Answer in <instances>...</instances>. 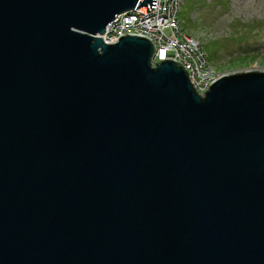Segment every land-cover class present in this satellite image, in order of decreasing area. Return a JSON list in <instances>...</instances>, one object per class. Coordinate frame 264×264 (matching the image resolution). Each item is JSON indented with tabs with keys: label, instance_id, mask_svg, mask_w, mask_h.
Returning <instances> with one entry per match:
<instances>
[{
	"label": "water",
	"instance_id": "water-1",
	"mask_svg": "<svg viewBox=\"0 0 264 264\" xmlns=\"http://www.w3.org/2000/svg\"><path fill=\"white\" fill-rule=\"evenodd\" d=\"M151 2L0 0V264H264V72L102 41Z\"/></svg>",
	"mask_w": 264,
	"mask_h": 264
},
{
	"label": "rangeland",
	"instance_id": "rangeland-1",
	"mask_svg": "<svg viewBox=\"0 0 264 264\" xmlns=\"http://www.w3.org/2000/svg\"><path fill=\"white\" fill-rule=\"evenodd\" d=\"M179 19L216 72H264V0H184Z\"/></svg>",
	"mask_w": 264,
	"mask_h": 264
},
{
	"label": "built area",
	"instance_id": "built-area-1",
	"mask_svg": "<svg viewBox=\"0 0 264 264\" xmlns=\"http://www.w3.org/2000/svg\"><path fill=\"white\" fill-rule=\"evenodd\" d=\"M142 1V0H139ZM153 8L146 7L123 13L106 27L100 36L106 44L115 43L120 37L134 35L150 40L154 47L151 66L163 60L179 62L197 95L204 96L209 86L220 76L209 62L200 42L184 33L180 27L179 13L184 0H154Z\"/></svg>",
	"mask_w": 264,
	"mask_h": 264
}]
</instances>
